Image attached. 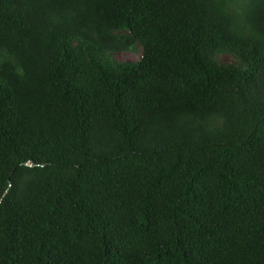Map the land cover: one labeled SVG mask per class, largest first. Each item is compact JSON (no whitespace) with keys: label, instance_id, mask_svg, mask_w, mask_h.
Masks as SVG:
<instances>
[{"label":"trees","instance_id":"trees-1","mask_svg":"<svg viewBox=\"0 0 264 264\" xmlns=\"http://www.w3.org/2000/svg\"><path fill=\"white\" fill-rule=\"evenodd\" d=\"M0 264H264V0H0Z\"/></svg>","mask_w":264,"mask_h":264},{"label":"rangeland","instance_id":"rangeland-1","mask_svg":"<svg viewBox=\"0 0 264 264\" xmlns=\"http://www.w3.org/2000/svg\"><path fill=\"white\" fill-rule=\"evenodd\" d=\"M116 56L123 60H138L140 58V53L135 54L132 52H118ZM217 59L222 63L237 62L238 60L229 54H218Z\"/></svg>","mask_w":264,"mask_h":264},{"label":"water","instance_id":"water-1","mask_svg":"<svg viewBox=\"0 0 264 264\" xmlns=\"http://www.w3.org/2000/svg\"><path fill=\"white\" fill-rule=\"evenodd\" d=\"M28 164H31V163H28Z\"/></svg>","mask_w":264,"mask_h":264}]
</instances>
